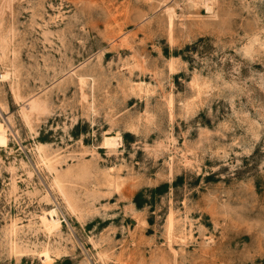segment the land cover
Returning a JSON list of instances; mask_svg holds the SVG:
<instances>
[{
	"label": "rangeland",
	"instance_id": "rangeland-1",
	"mask_svg": "<svg viewBox=\"0 0 264 264\" xmlns=\"http://www.w3.org/2000/svg\"><path fill=\"white\" fill-rule=\"evenodd\" d=\"M0 264H264V0H0Z\"/></svg>",
	"mask_w": 264,
	"mask_h": 264
},
{
	"label": "bare ground",
	"instance_id": "bare-ground-1",
	"mask_svg": "<svg viewBox=\"0 0 264 264\" xmlns=\"http://www.w3.org/2000/svg\"><path fill=\"white\" fill-rule=\"evenodd\" d=\"M208 8V7H207ZM106 138V137H105ZM105 145L107 144H109L110 146H114V145H117V144H119L120 142V140L118 141V139H116V137L114 138V137H107L105 140ZM46 219H47V222L49 223V224H55V223H57L58 222V219H56V214H55V212H50L48 215H47V217H46Z\"/></svg>",
	"mask_w": 264,
	"mask_h": 264
}]
</instances>
